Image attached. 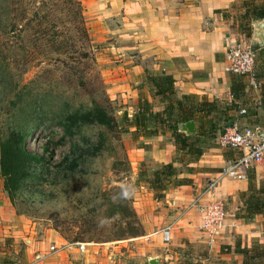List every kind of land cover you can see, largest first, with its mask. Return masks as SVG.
<instances>
[{"label":"rangeland","instance_id":"rangeland-1","mask_svg":"<svg viewBox=\"0 0 264 264\" xmlns=\"http://www.w3.org/2000/svg\"><path fill=\"white\" fill-rule=\"evenodd\" d=\"M32 1L24 0L26 5L31 4ZM77 1L82 7V24L86 32L87 44L81 38L76 44L87 52L88 58L82 65L71 70L61 66L60 62L48 59L54 55H47V58L41 56L32 64L17 65L18 60L22 59L20 58L22 49L19 48V44L30 46L32 42L27 39L21 41L18 38L16 30H19L22 22L17 21L16 11L7 15L9 22L15 25L10 26L12 28L9 30H13L8 34L5 31L0 32V60L8 64L7 66L1 64L5 83L0 84V140L7 130L23 126L29 132L24 138L23 147L35 157L26 165L25 177L9 195L3 188L4 177L0 174L2 191L10 204L11 212L22 219L23 225L28 226V230L23 231V235L28 238L24 242L18 241L17 245L12 246L11 240L9 243L5 241L6 248L11 250L6 253L8 258L6 264H24L26 260L24 245L31 242L37 243L34 256L30 255L35 262L43 258L52 260L56 256L53 253L64 247L53 241L46 242L47 236L52 233L60 237L65 245H71L76 249L77 244L81 243L115 244L118 241L132 240L143 246L148 242V238H143L144 234L138 218V214H146L150 209L144 199L147 189L144 177L139 174L143 170L149 173L162 164L154 165L150 169L147 163H141L135 171L131 169L124 145V139L130 131L122 133L117 129L113 133H108L99 126L84 125L69 137L63 134L55 121L65 105L69 108H87L94 101L105 106L121 128L124 124L123 116L130 120L138 101V94L147 99L153 111H160L164 106L171 105L172 120L177 121L180 120L181 112H177L176 104L184 101L176 96L171 97V101H166L154 95L146 76L143 83L137 85V87L143 86L145 90H137L135 105L124 101V98L119 96V91L114 90L117 88L115 83L122 81L118 76L120 72L118 60L121 52L115 43L116 31L108 29L105 24L106 19L95 8H87V3L89 4L91 0ZM66 2L67 0L33 1L35 6L39 7L38 12L45 13L48 10L51 26L59 30L69 28L68 31L62 30L65 33L62 32L63 36L57 38L59 42H69L71 36L75 37L69 27L70 4ZM253 5L261 6L264 10V0H233L228 9V17L236 41L251 43L253 29L251 28L249 38H244V34L238 32V26L244 23L243 13L251 10ZM31 8L28 6V11H34ZM80 79L84 86L77 85ZM16 95H19L17 101ZM9 100L15 104H11ZM34 100L37 103H34ZM27 103L30 105L28 107L34 109H29L34 111L31 113L32 116L28 115ZM39 107L42 112L36 115ZM241 109L244 110L242 114L239 113ZM20 110L23 111L22 114ZM252 113L256 114L257 118H261V124L258 126L264 127V48L254 50L252 81H246L241 100L237 103L226 102L217 105L215 113H205L204 119L213 121L215 126L209 128L207 125L201 135L198 137L194 135L187 140V143H192L195 149L199 148L200 153L211 147L219 149L220 153L225 155L226 150L216 145L218 133L234 123L240 128L249 127L245 120ZM164 133L172 136L169 131ZM129 138L131 140V134ZM141 139L138 138L133 146L146 147L143 146ZM202 153L198 158H191L185 152L173 151L171 164L175 168L176 175L168 179L161 200H164L165 195L171 196L172 190L178 187L175 184L188 179L187 175L196 169L194 166ZM260 165L264 163L261 162ZM254 169L251 170L253 173L251 185L254 192L248 193L245 190L242 196L240 192H235L221 198L227 212L226 220L229 217H236L249 221L252 217H259L261 226L262 215L242 218L248 204L264 203V171L261 173L260 169L257 172ZM142 185L146 189L142 190ZM26 226L24 225V228ZM261 230L264 232L262 226ZM169 244V242L161 243L160 250L166 251L169 260H177L180 264H236L234 259L219 260L210 257L208 250L210 245L207 242L199 245L200 247L189 243L178 246ZM235 245L239 248L258 245L264 249V244L253 242L246 245L237 239L232 244L234 253L231 252V247L225 245L219 246V253H231L232 257L238 254ZM77 250L81 252L80 249ZM205 258L210 259L205 262Z\"/></svg>","mask_w":264,"mask_h":264},{"label":"crops","instance_id":"crops-1","mask_svg":"<svg viewBox=\"0 0 264 264\" xmlns=\"http://www.w3.org/2000/svg\"><path fill=\"white\" fill-rule=\"evenodd\" d=\"M232 2L91 0L87 8H95L106 19L108 29L116 31L115 43L121 52L118 76L122 81L115 83L117 88L114 90L119 91L124 101L135 105L137 90H145L143 86L137 85L143 83L146 75H168L177 98L194 95L204 96L216 105L230 102V72L225 52L236 40L228 17ZM250 27L254 28L252 22ZM130 132L124 139V145L133 171L141 163H147L151 169L157 164L173 162V138L169 133L142 138L143 146L146 147L138 148L133 146L137 141L130 140ZM220 152L219 149L207 147L196 162V169L187 175L190 184L178 186L172 190L170 197L165 195L164 200H153L150 191L142 185V190L146 189L144 199L150 206L146 214H138L143 238H148L143 246L132 240L115 244L81 243L79 252L78 248L65 245L60 237L52 233L47 236L46 242L64 245L60 251L53 253L56 256L52 260L43 258L35 262L30 255L34 256L37 243H24V264H147L149 258H154L156 264H180L177 260H169L166 251L160 250L161 241L154 232L170 226V246L189 243L200 247L207 242L199 228L200 218L188 208V204L205 182L214 176L224 160L233 156L229 151H225V155ZM260 164L254 170L257 172L260 169L262 173L264 165ZM246 181L221 180L210 197L219 199L243 192L247 187ZM22 223V219L11 212L0 180V264H5L8 259L6 253L11 252L6 248L5 241L9 243L11 240L10 244L15 246L18 241L28 239L23 235L28 226L24 224V228ZM225 223L227 227L222 235L208 244L210 257L234 259L239 264L238 254L231 257V253H219V246H229L233 252L232 244L237 239L246 245L253 242L264 244L259 217H252L249 221L229 217ZM209 259L205 258L204 261L208 262Z\"/></svg>","mask_w":264,"mask_h":264},{"label":"trees","instance_id":"trees-1","mask_svg":"<svg viewBox=\"0 0 264 264\" xmlns=\"http://www.w3.org/2000/svg\"><path fill=\"white\" fill-rule=\"evenodd\" d=\"M33 1L31 4L27 3V5L31 6V9H34V11H28V6L24 0H0V32L5 31L8 34V32L13 30H9L15 25L13 22H9L7 15L12 11H16L17 21L22 22L19 30H16L18 38H20L21 41L27 39V41L32 42L30 46L22 45L21 43L19 44V48L22 49L20 55V58L22 59L18 60L19 63L17 65L23 66L32 64L35 61H38L41 56L47 58V55H54V57L48 59L54 62H60L61 66L69 70L78 65H82L83 61L88 58V55L86 51H83L80 46H77L76 44L78 43L77 40L80 38L87 44V36L84 25L82 24V7L79 1L67 0L66 2V4H70L71 8V14H69L70 30H73L75 37H78V39L75 40V37L71 36L72 39L69 42H59L57 40L58 37L63 36L65 33L62 30L68 31L69 28L59 30L58 28L51 26V19L48 18V15L50 14L48 13V10L45 13L38 12L37 10H39V7H36ZM13 5L16 7H12ZM17 10L19 11L17 12ZM242 19L244 20V23H240L238 26V32L241 31V33L244 34V38H249L251 21L254 19H264V10L261 6L253 5L251 10H246L243 13ZM1 64L6 66L8 64H4L3 60H0V84H4L5 76ZM246 78L247 77L244 75L230 74V103H237L241 100L243 91L246 88ZM146 80L150 83L154 95L166 101H171V97H175L170 76L146 75ZM77 85L84 86L81 79L77 82ZM17 96L19 95H16V101ZM180 99L184 101V103L178 102L176 104L177 112H181L180 120L177 121L172 120L173 115L170 112V108L172 109L171 105L166 104L169 106H164L160 111H153L150 108L147 99L142 97L141 94H138V101L133 109V114L130 120H127L125 116L122 117L124 124L121 128L118 123H116L115 118L108 112L107 108L99 102L94 101H92V104L87 108H69L65 105L62 107L63 111L57 116L58 119L55 121V124L61 128L65 136L69 137H72L75 131L84 125H95L104 129L108 133H113L117 129H120V132L122 133L131 131L130 134L132 141H137L138 138L156 136L157 134L169 131L172 133L174 152H185L189 154L191 158H198L202 152L200 153L199 148H193V144L187 143V140L193 138L194 135L197 137L201 135L207 125L209 128L215 126L213 121H206L204 117L205 113H215L217 105L213 101L207 100L204 96L197 98L194 95H184L181 96ZM34 101V103H37L36 100ZM9 102L15 104L10 100ZM20 103L22 102L20 101ZM26 106L25 107L29 112L28 115L32 116L31 113H34V111H29V109L33 108L28 107L30 106L28 103ZM41 112L42 110H40L39 107L36 115ZM22 113L23 111L20 110V114ZM188 120H192L196 125L195 132L190 135H184L182 132L178 131L177 124ZM245 123L250 126H258V124H261V118H257L256 114L252 113L247 117ZM231 125L232 124L229 126ZM28 133L29 132L25 127L16 126L7 130L6 134L0 140V174L4 177L3 188L8 191V195L25 177L26 173L24 169L26 165L35 159V157L28 153L23 147L24 138ZM137 147L141 148V146ZM252 174L251 170L247 173L246 191L248 193L254 192V188L251 185L253 178ZM175 175V168L171 163L162 164L158 168L151 170L149 173L143 170L139 174V176L144 177V184L152 194V199L156 201L162 199L168 179ZM189 182L188 179H183L175 185H187L190 184ZM117 190H119V188H117ZM242 195L243 192H240V196ZM253 215H262L263 221L261 226L264 229V203L251 202V204H248L245 207L244 216L242 218L248 219ZM235 248V251L241 256L240 264H264V249L258 245H252L248 248H239V246L235 245ZM6 263L7 262H5V264Z\"/></svg>","mask_w":264,"mask_h":264},{"label":"built area","instance_id":"built-area-1","mask_svg":"<svg viewBox=\"0 0 264 264\" xmlns=\"http://www.w3.org/2000/svg\"><path fill=\"white\" fill-rule=\"evenodd\" d=\"M253 53L254 49L250 42L233 41L225 52L230 74L244 75L247 77L245 81H252ZM239 113H244V110H239ZM216 145L233 153V156L224 160L223 165L188 204V208L194 210L200 218L199 228L207 238V244L222 235L227 227L225 223L227 212L223 199H212L210 196L221 180L246 181L248 171L264 161V127L240 128L234 123L218 133ZM169 228L170 226L163 227L154 232L159 235L162 244H167L170 240ZM77 245L81 250V244Z\"/></svg>","mask_w":264,"mask_h":264},{"label":"water","instance_id":"water-1","mask_svg":"<svg viewBox=\"0 0 264 264\" xmlns=\"http://www.w3.org/2000/svg\"><path fill=\"white\" fill-rule=\"evenodd\" d=\"M253 30L251 35V45L253 49L264 48V21L254 19L252 20ZM178 131L182 132L184 135H190L195 131V124L192 120L185 122H180L177 124ZM147 264H156L154 258H149Z\"/></svg>","mask_w":264,"mask_h":264}]
</instances>
